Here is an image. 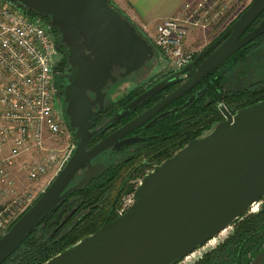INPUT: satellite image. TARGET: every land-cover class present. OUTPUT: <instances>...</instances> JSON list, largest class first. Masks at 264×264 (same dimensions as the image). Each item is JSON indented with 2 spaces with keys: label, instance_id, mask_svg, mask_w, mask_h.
I'll return each mask as SVG.
<instances>
[{
  "label": "water",
  "instance_id": "water-1",
  "mask_svg": "<svg viewBox=\"0 0 264 264\" xmlns=\"http://www.w3.org/2000/svg\"><path fill=\"white\" fill-rule=\"evenodd\" d=\"M10 1L46 17L58 30L70 66V83L65 93L76 147L46 191L0 238V264L72 191L101 174L105 165H93L94 158L116 144L114 149L141 141L131 138L119 143L192 88L203 84L208 75L264 34V19L248 31L264 12V0H254L197 61L128 103L120 117L167 88L182 84L184 74L189 78L186 83L88 150L92 106L102 104V89L109 81L116 84L119 80L112 70L116 66L123 68L119 78H127L146 65L154 48L110 0ZM89 92L97 94V101L89 98ZM195 99L196 96L162 117L185 110ZM220 111L224 121L145 175L134 193L132 207L124 215L104 223L43 264H179L244 217L264 199V100L234 115L225 105L220 106ZM81 171V181L70 188Z\"/></svg>",
  "mask_w": 264,
  "mask_h": 264
},
{
  "label": "built area",
  "instance_id": "built-area-1",
  "mask_svg": "<svg viewBox=\"0 0 264 264\" xmlns=\"http://www.w3.org/2000/svg\"><path fill=\"white\" fill-rule=\"evenodd\" d=\"M239 1L188 0L177 15L154 25L132 21L148 42L169 57L172 69L180 70L193 59L194 52L182 49L190 29L216 26ZM58 45V34L47 18L0 0V237L45 192L38 195L36 189L23 188V183L49 185L76 147L56 101ZM258 204L248 212L255 213ZM196 252L179 264H186Z\"/></svg>",
  "mask_w": 264,
  "mask_h": 264
},
{
  "label": "trees",
  "instance_id": "trees-1",
  "mask_svg": "<svg viewBox=\"0 0 264 264\" xmlns=\"http://www.w3.org/2000/svg\"><path fill=\"white\" fill-rule=\"evenodd\" d=\"M27 11L31 15H38ZM53 30L58 34V43L63 53L66 52L58 30L54 27ZM259 41H262L261 38L237 52L225 63V68L232 71L235 66L241 64L247 55H251L258 49L256 44ZM64 60L66 63L67 58L65 57ZM217 75V78L208 79V90L187 109L155 126L151 132L154 136L153 140L148 141L147 148L137 151L140 162L153 157V161L159 165L184 148L190 141L204 135L205 131H209L214 124L223 119L219 110L220 103L225 102L230 110L238 111L264 100V83H257L245 90L228 93L224 92L223 87L225 76ZM181 103L183 100L179 102ZM123 166L107 167L95 180L83 188L72 191L2 264H43L96 232L106 222L108 203L115 201L113 191L116 189L115 184L120 178L119 172ZM134 190L131 185L125 194L133 193ZM262 217L257 213L245 215L236 221L229 237L225 240L228 243L225 244L227 246L233 244L235 249L243 247L249 235L259 232L264 224ZM117 218L116 215L114 219ZM75 221H77L76 226L70 230L69 227ZM235 254L234 252L233 255ZM213 255V252H208L203 260L195 264H208Z\"/></svg>",
  "mask_w": 264,
  "mask_h": 264
},
{
  "label": "flooded vegetation",
  "instance_id": "flooded-vegetation-1",
  "mask_svg": "<svg viewBox=\"0 0 264 264\" xmlns=\"http://www.w3.org/2000/svg\"><path fill=\"white\" fill-rule=\"evenodd\" d=\"M122 15H124V14L122 13ZM263 19H264V12L257 19V21L250 27V29L248 31L252 30ZM225 31L226 30H224L219 35V37L216 40H214L201 53L195 55L193 57V59L190 61V63H193V62L197 61L199 59V57L211 45H213L219 38L222 37V35H223V33ZM139 32L142 35V37L144 38V35L141 33V31H139ZM260 38L262 40L261 42H263L264 41V34L260 35V37L257 38L256 40H258ZM256 40H254L250 44L254 43ZM261 42L259 41L256 45H260ZM250 44H248V45H250ZM212 52H210L209 54L204 56L203 59L199 60L198 63L195 65V67H197L207 57H209L212 54ZM58 54H60V55H62L64 57L61 58V60L58 62L57 66L55 67V70H54V85H55L56 101H57V106H58V109H59V111L61 113L62 119L66 122V124L69 126V128L71 129V131L74 134V130L70 126L71 125L70 124L71 123V119H70V116L68 114V106L69 105L66 102V93H65L66 88H67L68 84L70 83L69 72H68L70 66L68 64V60L65 63L64 59H65V57L67 58V56H66V53H63L62 48L60 46H59ZM227 62H225V63H227ZM147 63H146V65H147ZM225 63L222 66H220L217 70L212 72L210 75H208V77H206L204 79V83L203 84H198L196 87L192 88L189 92L184 94L180 99L174 101L173 103H171L170 105L165 107L163 110L158 112L153 118H151L150 120L145 122L143 125H141L140 127L136 128L135 130H133L132 132H130L129 134L124 136L122 139H120L119 143L123 142L125 140H128V139H131V138L142 139L141 141L136 142L134 144L127 145V146L119 147L118 149H114L117 146V144H116V145L112 146L110 149H108L105 152H103L102 154L98 155L96 158H94L93 161H92V164L95 165V164H98V163H102V164H104L106 166L107 165L106 161L110 160V158L112 156L113 157L114 156H123L125 158L124 159L122 158L123 160L121 162L123 164L121 163L120 165H122V166L124 165L122 167V170H125L127 168V167L125 168V166H131L136 161L138 162L139 156L137 154V151L138 150H143V148H147V146L149 144L148 141L153 140L154 136L151 134V132L155 128V126L159 125V123L161 121L167 120L168 118L174 117L175 115L177 116V114L182 113L184 110L176 112L175 114L168 115L166 117H164V116L162 117V115H164V114H166L168 112L174 111V110H176L178 108H181L183 105H185L194 96H196V99L198 97H201L204 94V92L208 90V86H207L208 79L214 78V77L217 78L218 77L217 74H219V76H221V75L225 76L224 77L225 78L224 79V84H223L224 92H228V93L232 92V91H227L226 90V86H225V81L227 79V76L228 75L230 76L232 74L231 73L232 71H228L225 68V66H224ZM146 65L144 67H146ZM123 71H124L123 68H120V67H117V66L114 67V69L112 70V75L114 77H118L119 80L117 81L116 84H113L111 81H109L108 85L105 86L104 89H102V92L104 93L102 104H100L98 102L97 104L92 106V109H91L92 116L89 118V123L92 125V127L90 129V133L92 134V137L90 138V142H89V145L87 147L88 150L93 148L99 142H101L102 140H104L105 138H107L108 136H110L111 134H113L114 132H116L117 130H119L120 128H122L123 126L128 124L129 122H131L132 120H134L137 117H139L140 115H142L144 112L152 109L155 105L159 104L168 95H170L172 92H174L176 89H178L182 84L186 83L189 80V78L187 77V74H184L182 76L184 78V81L182 82V84L180 83V84L173 85V86L167 88L166 90H164V91L152 96L147 101L142 103L137 109H135L134 111L129 113L127 116L121 118L120 115L122 113V109L128 103H130L131 101L136 99L138 96H140L145 91H147L149 88H151L152 86H154L155 84L160 82L162 79L166 78L167 76H169V75H171L174 72H177L179 70H173L172 69L170 72L163 73L162 77L158 80V82H156L154 84H151L150 86H147L145 88H142L141 91H138L136 89L135 91H136V93L137 92L138 93L134 97H131V98L127 99V100L124 99L125 97H123L121 99L120 98L119 99H115L112 96V91L114 90L115 86L121 81H128V79H130V77L133 74H137V73L140 72V71L135 72V73L131 74L130 76H128L127 78L121 79V78H119V76H120V74ZM256 84L257 83H255V85ZM253 85L254 84H252L249 87H252ZM88 96H89V98L92 101H97V99H98L97 98V94L93 93V92H89ZM113 99H115V100L112 101ZM182 100H183V103L179 104V102L182 101ZM220 104L223 105L224 103L222 102ZM225 107L233 115L236 114L238 111H240V110H238V111L234 110L233 111V109L230 110L226 105H225ZM233 108H235V107H233ZM219 110H220V107H219ZM153 159L154 158L151 157V158L145 159L144 161L138 162L137 165L136 164L132 165L131 168H133V169L130 170V172L129 171L126 172V170H125L126 173H123L122 174L123 176L121 177V179L123 178L121 186L117 187V184H115L116 189H114V191H113V194H115V201L112 203V204H114L113 208H114V206H117L120 203L122 197L128 195V194H125V192L131 185H133V187L135 189L133 193H135L138 185L141 182V181L138 182V180L139 179H143L145 177V175L149 172L150 169H152L155 166H157V164L155 163V161H153ZM83 175H84V171H81L75 177L73 182L76 185H78V183L81 181ZM71 186H72V184L70 185V187ZM259 205H260V208H257V211L255 213H249L248 212L246 215H253V214L259 213V214H261L263 216L262 218L264 220V199L262 201H260ZM110 206H111V203L110 204L108 203V205L106 207V211L108 210V208ZM115 210H116V207H115V209H111V211H109V213H108V215L106 217V222H110V221L115 220L114 219L115 218V215H114ZM119 213H117L118 217L120 216ZM232 228H233V226H232ZM232 228L230 227L229 229L232 230ZM210 242H208L205 246H203L201 248V250L204 249L205 247H207ZM225 243H226V241H222L221 243H218L211 250L208 251V252H213L214 253V255L211 256V259L209 260L208 264H264V224L261 226V228H260L258 233H256V232L254 233L253 232L251 234V236L250 235L248 236V239L243 243V245H244L243 247H237L235 249L233 244L232 245L229 244V246H227L226 244L228 242L226 244ZM234 252L236 253L235 255H233ZM203 259H204V256L203 257L201 256L197 260L196 263H198L200 260H203Z\"/></svg>",
  "mask_w": 264,
  "mask_h": 264
},
{
  "label": "rangeland",
  "instance_id": "rangeland-1",
  "mask_svg": "<svg viewBox=\"0 0 264 264\" xmlns=\"http://www.w3.org/2000/svg\"><path fill=\"white\" fill-rule=\"evenodd\" d=\"M254 0H241L239 3L225 16L223 20H221L216 26L207 29V30H202V29H197V28H192L188 32L187 37L183 40V46L182 49L184 53H193L191 54L193 57L199 53H201L205 48H207L214 40H216L219 35L228 28V26L236 19L238 16L253 2ZM110 3L112 6L117 8L121 13H123V10L118 6V4L114 0H110ZM126 18H129L126 13L124 14ZM174 17V16H173ZM131 20V18H129ZM132 21V20H131ZM134 25L137 26L139 29V25L135 22L132 21ZM150 45L154 48V54L152 58L148 61L146 67H144L139 73L133 74L128 81H121L119 82L114 90L112 91V96L115 99H121L125 97L124 99H129L131 97H134L136 93V89L138 91H141L142 88H145L147 86H150L151 84H154L158 82V80L162 77L163 73L170 72L172 70L171 66V61L169 57H166L157 47L149 42ZM257 51L255 53H252L251 55H247V57L244 59V61L235 66L232 69V74L227 76V79L225 81V86L227 91H239V90H244L251 86L252 84L255 83H264V41L261 42L260 45L257 47ZM58 50H59V45H58ZM67 54V50L66 52ZM59 61L61 60L62 55L59 54ZM113 99L112 101H114ZM125 101V100H124ZM124 103V102H123ZM224 104H226L224 102ZM223 104V105H224ZM221 104H219L220 107ZM228 105V104H227ZM225 118L223 116V119L219 122L221 123L224 121ZM217 123V124H219ZM217 124H214L212 128L209 130L211 131ZM209 131H205L204 134H207ZM125 158L123 156H112L110 160L106 161V167H111V166H116L120 165L122 160ZM140 162V160H138ZM136 161L134 164H138ZM164 162V161H163ZM123 164V163H122ZM157 164V163H156ZM131 165V166H132ZM131 166H125L126 172L132 170ZM121 167V166H120ZM135 167V166H134ZM104 168V170H105ZM153 169V168H152ZM150 169L149 172L152 170ZM125 170H121L119 172L120 178L117 181V187L121 186L122 180L121 177L123 176V173H126ZM142 179H139L141 181ZM52 183V182H51ZM50 183V184H51ZM49 184V185H50ZM49 185H45L44 187H41V183H31L28 180H26L25 183H23V188L26 187V189L33 190L36 189V192L38 195L46 191V189L49 187ZM76 184L73 182L72 187H74ZM46 187V188H45ZM37 188H39L37 190ZM42 195V194H41ZM40 195V196H41ZM39 196V197H40ZM38 197V199H39ZM134 203V193L128 194L127 196L122 197L120 203L117 206H114L111 203V206L108 208L106 212V217L111 211V209L116 210L114 212V215L116 216L117 213L120 211H123L125 209L129 210ZM116 205V204H115ZM131 206V207H130ZM260 208V205L258 204L257 206ZM77 221H75L69 229H71ZM232 228V227H231ZM232 230L229 228L222 232L219 236L217 237L212 244H209L207 247L204 249L197 250L196 254L193 256H190L189 261L186 264H194L197 262V260L202 256H204L206 253H208L209 250H211L215 245L218 243H221L222 241H225ZM224 233V234H223ZM223 234V235H222ZM1 238V237H0ZM185 264V263H183Z\"/></svg>",
  "mask_w": 264,
  "mask_h": 264
},
{
  "label": "crops",
  "instance_id": "crops-1",
  "mask_svg": "<svg viewBox=\"0 0 264 264\" xmlns=\"http://www.w3.org/2000/svg\"><path fill=\"white\" fill-rule=\"evenodd\" d=\"M131 20L156 24L178 14L188 0H114Z\"/></svg>",
  "mask_w": 264,
  "mask_h": 264
},
{
  "label": "bare ground",
  "instance_id": "bare-ground-1",
  "mask_svg": "<svg viewBox=\"0 0 264 264\" xmlns=\"http://www.w3.org/2000/svg\"><path fill=\"white\" fill-rule=\"evenodd\" d=\"M211 242H214V239H213ZM211 242H210V243H211Z\"/></svg>",
  "mask_w": 264,
  "mask_h": 264
}]
</instances>
